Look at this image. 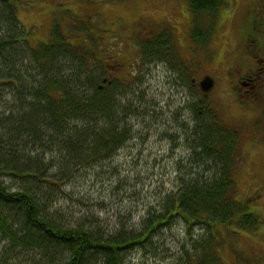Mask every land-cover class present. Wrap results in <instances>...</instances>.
<instances>
[{
  "label": "trees",
  "instance_id": "obj_1",
  "mask_svg": "<svg viewBox=\"0 0 264 264\" xmlns=\"http://www.w3.org/2000/svg\"><path fill=\"white\" fill-rule=\"evenodd\" d=\"M19 1L0 0V104L8 95L16 103L0 108V264H127L129 245L142 240L141 246L152 247L154 234L172 228L174 220L205 228L190 238L189 248L182 245L187 264H224L216 227L237 233L258 223L234 192L238 132L219 119L204 96L184 107L192 112L191 127L183 124L189 150L184 162L192 168L161 201V211L147 214L140 231L105 234L86 226L88 217L63 220L52 210L61 184L97 173L94 167H102L132 136V113L128 102L122 103L124 81L105 77L115 64L97 55L95 39L86 49L87 39L71 42L54 22L47 41L32 46L17 17ZM224 4L188 0L193 53L210 49ZM246 23L247 32H264V21ZM134 42L142 62L171 68L181 62L166 26L135 35ZM35 154L40 159L34 160ZM47 154H55L59 164L51 158L46 167L41 155ZM6 176L15 179L8 183Z\"/></svg>",
  "mask_w": 264,
  "mask_h": 264
},
{
  "label": "rangeland",
  "instance_id": "obj_2",
  "mask_svg": "<svg viewBox=\"0 0 264 264\" xmlns=\"http://www.w3.org/2000/svg\"><path fill=\"white\" fill-rule=\"evenodd\" d=\"M230 1L226 0L227 4L224 1L220 9L210 49H198L195 53L187 40L188 0H22L15 3L17 17L27 30V40L32 46L47 41L55 22L71 42L87 39L86 49L91 46L89 39H95L97 55L106 58L108 64H115L108 68L110 74L105 77L123 80L126 85L125 97L121 99L122 103L128 102V110L132 113L128 118L132 136L102 167H94L97 173L61 184L63 193L57 196L52 210L62 215L63 220L88 217L86 226L105 234L140 231L147 214L161 211V201L176 190L180 176L192 168L184 162L189 157V150L184 141L188 133L183 129L184 122L191 127L192 112L184 107L187 103L196 105L199 96L208 100L222 122L238 132V151L233 161L237 173L235 196H256L261 191L263 198L264 141H258L257 135L250 143L239 131L244 125L248 131L246 136L258 133L252 126L256 116L225 107L221 61L239 31L236 24L227 21L232 13V10L227 12ZM231 20L234 21V17ZM155 25L159 29L163 25L172 30L181 60L175 68L167 63L142 62L139 58L135 35L144 33L147 28H155ZM210 52H213L214 60ZM208 75L214 79V84L207 95H203L198 83ZM12 101L9 95L5 96L0 108L14 106L16 103ZM41 156L46 167L51 158L54 164H59L55 154ZM36 159L40 156L35 154ZM51 170L54 169L48 171ZM89 172L92 171L89 169ZM14 179L6 178L8 183ZM174 222L172 228H162L154 234L150 239L152 247L141 246L142 240L129 245L124 253L127 264H187L182 245L189 248L190 238L202 235L205 228L189 225L190 236L183 220ZM226 229L225 225L216 227V240L220 243L217 249L223 263L257 264L243 262L239 249L248 248V255L252 256L254 247L263 246L264 235L259 233L257 243L248 247L244 233ZM260 252L257 251L256 256ZM229 257L231 262H228Z\"/></svg>",
  "mask_w": 264,
  "mask_h": 264
},
{
  "label": "flooded vegetation",
  "instance_id": "obj_3",
  "mask_svg": "<svg viewBox=\"0 0 264 264\" xmlns=\"http://www.w3.org/2000/svg\"><path fill=\"white\" fill-rule=\"evenodd\" d=\"M229 4L227 12L232 10V13L228 15L227 21L236 24L239 31L234 38L235 42L226 50L225 59L221 61L224 69V78L221 81L225 84V107L229 110L237 109L246 115L254 113L256 119L252 126L258 133L254 136L249 133L246 136L247 126L242 125L241 134L250 143L257 135L260 139L256 140L264 141V32L254 35L246 31L247 21H264V0H231ZM233 17L234 21L231 20ZM243 201L245 213L250 212L258 223L255 227L245 226L242 231L248 247H252L253 243H257L259 233L264 235V193L263 198L261 191L256 196H243ZM261 244L263 246L260 248L254 247L252 256L248 255V248L239 249L243 255L242 260L264 264V242ZM257 251H261L259 256H256Z\"/></svg>",
  "mask_w": 264,
  "mask_h": 264
},
{
  "label": "water",
  "instance_id": "obj_4",
  "mask_svg": "<svg viewBox=\"0 0 264 264\" xmlns=\"http://www.w3.org/2000/svg\"><path fill=\"white\" fill-rule=\"evenodd\" d=\"M199 86L203 92L209 91L213 86V79L210 76H205L200 82Z\"/></svg>",
  "mask_w": 264,
  "mask_h": 264
}]
</instances>
